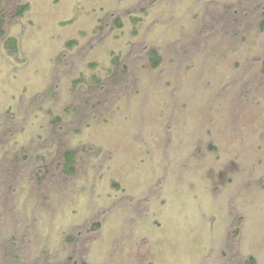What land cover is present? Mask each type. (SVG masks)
Listing matches in <instances>:
<instances>
[{
    "label": "rangeland",
    "instance_id": "obj_1",
    "mask_svg": "<svg viewBox=\"0 0 264 264\" xmlns=\"http://www.w3.org/2000/svg\"><path fill=\"white\" fill-rule=\"evenodd\" d=\"M0 6V264H264V0Z\"/></svg>",
    "mask_w": 264,
    "mask_h": 264
},
{
    "label": "trees",
    "instance_id": "obj_2",
    "mask_svg": "<svg viewBox=\"0 0 264 264\" xmlns=\"http://www.w3.org/2000/svg\"><path fill=\"white\" fill-rule=\"evenodd\" d=\"M28 8H29V5L21 6L13 13L12 16H14L15 18L22 17L24 13L28 10ZM5 20L6 18L0 6V37L5 35V28H4ZM117 24L119 26L122 25L121 21H117ZM8 44H9V49H11L13 53H16L18 51L16 39H10ZM69 45L71 46L72 43ZM161 60L162 58L158 51L152 50L150 52L149 62L153 68H157L161 63ZM117 64L120 70L119 75L123 78L121 74H124V73L126 74V70L119 64L118 61H117ZM77 161H78L77 151L66 150L63 153V167H62L63 172L66 173L67 175H72L76 170ZM246 264H259V263L255 257H250L247 259Z\"/></svg>",
    "mask_w": 264,
    "mask_h": 264
}]
</instances>
